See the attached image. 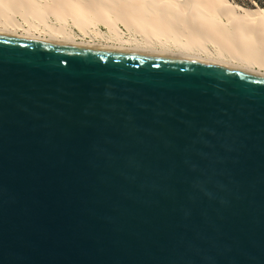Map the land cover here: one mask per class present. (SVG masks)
Returning a JSON list of instances; mask_svg holds the SVG:
<instances>
[{"label":"water","instance_id":"obj_1","mask_svg":"<svg viewBox=\"0 0 264 264\" xmlns=\"http://www.w3.org/2000/svg\"><path fill=\"white\" fill-rule=\"evenodd\" d=\"M0 264H264V78L0 34Z\"/></svg>","mask_w":264,"mask_h":264},{"label":"bare ground","instance_id":"obj_2","mask_svg":"<svg viewBox=\"0 0 264 264\" xmlns=\"http://www.w3.org/2000/svg\"><path fill=\"white\" fill-rule=\"evenodd\" d=\"M0 34L164 54L264 78V11L230 0H0Z\"/></svg>","mask_w":264,"mask_h":264},{"label":"trees","instance_id":"obj_3","mask_svg":"<svg viewBox=\"0 0 264 264\" xmlns=\"http://www.w3.org/2000/svg\"><path fill=\"white\" fill-rule=\"evenodd\" d=\"M234 1H236L240 4H243L245 6L254 7V9L247 10V11H257V10H263L264 11V0H234Z\"/></svg>","mask_w":264,"mask_h":264},{"label":"rangeland","instance_id":"obj_4","mask_svg":"<svg viewBox=\"0 0 264 264\" xmlns=\"http://www.w3.org/2000/svg\"><path fill=\"white\" fill-rule=\"evenodd\" d=\"M230 1L235 3L239 8L244 9V10L246 9V11L254 9V7H252V6H245V5L240 4V3H238V2H236L234 0H230Z\"/></svg>","mask_w":264,"mask_h":264}]
</instances>
